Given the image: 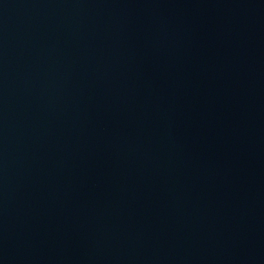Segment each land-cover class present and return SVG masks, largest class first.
<instances>
[{
	"label": "water",
	"instance_id": "obj_1",
	"mask_svg": "<svg viewBox=\"0 0 264 264\" xmlns=\"http://www.w3.org/2000/svg\"><path fill=\"white\" fill-rule=\"evenodd\" d=\"M0 264H264V0H0Z\"/></svg>",
	"mask_w": 264,
	"mask_h": 264
}]
</instances>
